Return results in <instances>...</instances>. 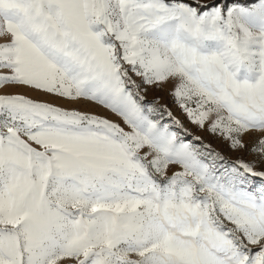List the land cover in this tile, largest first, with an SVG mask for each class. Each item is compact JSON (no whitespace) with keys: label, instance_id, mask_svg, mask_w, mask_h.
<instances>
[{"label":"snow or ice","instance_id":"1","mask_svg":"<svg viewBox=\"0 0 264 264\" xmlns=\"http://www.w3.org/2000/svg\"><path fill=\"white\" fill-rule=\"evenodd\" d=\"M0 264H264V0H0Z\"/></svg>","mask_w":264,"mask_h":264},{"label":"rangeland","instance_id":"2","mask_svg":"<svg viewBox=\"0 0 264 264\" xmlns=\"http://www.w3.org/2000/svg\"><path fill=\"white\" fill-rule=\"evenodd\" d=\"M10 91H24L26 94L32 95L33 98H35V99H47L46 97L38 96L34 93L27 92L26 90H23V89H10ZM149 98H151V94H150ZM164 102L168 103L169 107L172 108L174 114L177 115L178 117H180L179 110L175 107V105H173L171 103L170 100L165 98ZM63 106H65V107H81L82 109L99 111V109L92 108L91 106H88V105H67V104H64ZM180 118H181L185 128L189 129V131L192 132L193 136H201L204 143L211 144L212 147L216 151L220 152L225 157V159L227 161L234 162L237 159H244L246 161H251L254 159V157L250 156L246 151L245 152H234V151L230 150L228 148L227 144L225 142H223L222 140L214 138L205 132H201L200 130L196 129L193 125L189 124L187 122V120H184L183 117H180ZM253 140H254V137H246V141L249 144H251ZM261 167H262L261 165L257 164V170H260ZM257 183H259V181H257Z\"/></svg>","mask_w":264,"mask_h":264}]
</instances>
